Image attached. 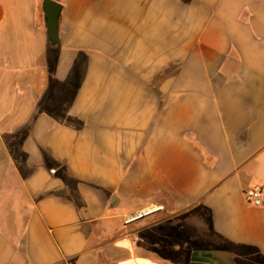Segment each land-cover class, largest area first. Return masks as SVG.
<instances>
[{
  "label": "crops",
  "instance_id": "crops-1",
  "mask_svg": "<svg viewBox=\"0 0 264 264\" xmlns=\"http://www.w3.org/2000/svg\"><path fill=\"white\" fill-rule=\"evenodd\" d=\"M41 1L0 0V264H264V0H57L56 48Z\"/></svg>",
  "mask_w": 264,
  "mask_h": 264
},
{
  "label": "water",
  "instance_id": "water-1",
  "mask_svg": "<svg viewBox=\"0 0 264 264\" xmlns=\"http://www.w3.org/2000/svg\"><path fill=\"white\" fill-rule=\"evenodd\" d=\"M62 4L57 0H42L41 10L47 38L51 45L58 43V25Z\"/></svg>",
  "mask_w": 264,
  "mask_h": 264
},
{
  "label": "built area",
  "instance_id": "built-area-1",
  "mask_svg": "<svg viewBox=\"0 0 264 264\" xmlns=\"http://www.w3.org/2000/svg\"><path fill=\"white\" fill-rule=\"evenodd\" d=\"M246 200L254 206H259L263 203V193L262 188L260 186H255L249 189L246 192ZM145 213V212H144ZM144 213L138 214L136 216H141ZM134 216V217H136Z\"/></svg>",
  "mask_w": 264,
  "mask_h": 264
},
{
  "label": "trees",
  "instance_id": "trees-1",
  "mask_svg": "<svg viewBox=\"0 0 264 264\" xmlns=\"http://www.w3.org/2000/svg\"><path fill=\"white\" fill-rule=\"evenodd\" d=\"M49 41V40H48ZM49 44H50V42H49ZM57 45H58V43L56 44V45H51L50 44V47L52 48H56L57 47ZM79 62L78 61H76L75 62V64H74V66H73V70H72V72H73V75H74V77L75 78H77V77H79L80 75H79ZM76 83V82H75Z\"/></svg>",
  "mask_w": 264,
  "mask_h": 264
}]
</instances>
